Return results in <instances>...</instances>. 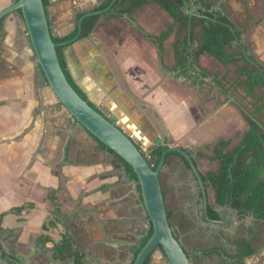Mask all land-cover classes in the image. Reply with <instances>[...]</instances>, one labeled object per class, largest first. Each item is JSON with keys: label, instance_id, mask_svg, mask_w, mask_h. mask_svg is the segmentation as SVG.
<instances>
[{"label": "crops", "instance_id": "obj_1", "mask_svg": "<svg viewBox=\"0 0 264 264\" xmlns=\"http://www.w3.org/2000/svg\"><path fill=\"white\" fill-rule=\"evenodd\" d=\"M16 1L0 0V10ZM49 1L51 32L64 36L77 29L79 12L104 0ZM207 1H216V8L240 29L242 41L264 64V0ZM199 6L191 0L188 7L195 14ZM173 24V17L156 3L118 17L103 16L89 36L65 48L67 67L86 96L120 119L136 143L150 147L168 140L171 148L189 153L200 172L216 169L218 161L209 160L213 144L225 138L236 145L248 124L217 84V72L222 76L226 68L217 59L202 54L198 63L189 59L191 67H175L173 43L184 31L175 25L165 40H157ZM197 151L205 156L197 157ZM160 180L172 227L191 264L231 262L220 253L202 255L213 244L215 229L222 247L233 248L225 243L224 234L250 237L255 253L245 258V264H264V220L239 219L226 205L216 208L217 225L208 223L202 217L203 201L193 192L197 179L180 158L171 156L164 162ZM59 187L65 220L45 226L52 210L48 189ZM207 193L208 204L214 205L209 189ZM22 205V211H11ZM144 222L150 223L138 182L66 111L46 82L21 10L3 15L0 264H74L72 257H57L56 244L64 235L91 263L130 264ZM157 262L153 258L150 264Z\"/></svg>", "mask_w": 264, "mask_h": 264}, {"label": "trees", "instance_id": "obj_2", "mask_svg": "<svg viewBox=\"0 0 264 264\" xmlns=\"http://www.w3.org/2000/svg\"><path fill=\"white\" fill-rule=\"evenodd\" d=\"M112 0H104L87 11L79 12L77 18L80 19L85 13L106 8ZM191 0H116L113 5L102 14L85 16L81 22V32L77 37H87L94 30L101 17L119 16L123 13H132L143 8L149 3H156L165 9L174 19L173 26H168L162 31L157 40L161 43L173 31L177 25L184 31L183 36H176L173 43L175 57V67L184 68L192 58L193 63H198L202 54H208L217 59L224 67L229 64L237 66L235 79L229 81L227 75L220 76L217 72V84L221 86L223 92L229 98H233L235 93L243 88V98H249L247 104L239 100H234L242 111L248 124V129L243 134L241 140L231 146L232 139L220 138L212 146V155L209 159L218 161L216 169H209L200 172L206 189L212 188L214 193V205H207V216L211 219L220 217L217 212L218 206L230 205L238 210V218L244 219L251 213L256 221L264 220V97L257 94V89H264V64L252 54L246 44L242 41L240 29L220 10L216 8V1L197 0L200 4L195 14L190 16L188 13L189 2ZM50 1L43 0L47 9ZM78 27L73 32L64 36H53L57 44L56 51L60 63L69 82L76 91L93 107L100 110L86 94L74 82L66 63L65 48L76 40ZM195 49L190 52V48ZM115 122V117L109 116ZM101 146L114 153L121 161L131 177H138L132 166L121 156L116 154L106 144L99 141ZM139 146L138 143H136ZM152 153V167H158L162 154L165 152V159L171 156L180 158L187 168L190 167L189 161L177 150L171 149L168 140L158 141L150 146ZM190 152V151H189ZM197 157H203L202 151L196 152ZM138 189L140 185L138 182ZM61 188H49L47 198L52 206L50 217L45 223L53 225L55 222H64L65 210L60 202ZM165 196V192L163 191ZM202 196V192L200 194ZM25 206L12 208L13 212H20ZM169 222L170 213L167 211ZM172 226V224H171ZM249 231H253L252 228ZM153 233V226L150 224L148 232L140 239V245L134 248V257L139 253L144 244ZM175 234V232H174ZM175 237H178L175 234ZM222 238V236H221ZM226 243L233 248L222 247L214 242L210 247L202 250V255L223 254L231 262L228 264H245V258L255 253L252 239L245 235L224 234ZM217 239V238H216ZM57 257L61 259L72 257L74 264H94L87 261L80 250L75 246L69 236L64 235L63 239L56 244ZM152 258L148 256L144 264H150Z\"/></svg>", "mask_w": 264, "mask_h": 264}, {"label": "water", "instance_id": "obj_3", "mask_svg": "<svg viewBox=\"0 0 264 264\" xmlns=\"http://www.w3.org/2000/svg\"><path fill=\"white\" fill-rule=\"evenodd\" d=\"M115 1L112 0L104 9L85 13L78 20L76 38L80 35L81 22L85 16L102 14L110 9ZM17 9H20L22 12L35 57L45 75L46 82L63 104L66 111L95 138L106 144L128 162L137 174L145 212L150 222H144V227L146 228L145 233L148 232L150 224L153 226V233L136 255L133 264H144L147 257L152 255L159 246L162 254L165 255L170 264H191V256L185 252L183 246L175 237L174 229L167 216L166 201L160 180V170L164 164L165 152L161 156L158 167L154 169L139 146H137L135 140L130 137L131 132L121 122L118 125L113 122L107 112L98 110L90 105L76 91L67 79L60 63L56 51L57 44L53 40V34L43 0H17L14 4L0 10V18ZM188 13L192 16L194 12L188 10ZM192 49L191 47L190 50ZM188 66H193L190 60ZM198 75L202 76L200 72ZM99 107L102 108L101 105ZM171 149L179 151L189 161L191 170L202 192L205 219L208 223H215L216 221H212L206 214L208 193L205 182L192 156L181 148L173 147ZM226 207L231 208L238 214L237 209H233L228 205ZM248 218H254V215L251 213Z\"/></svg>", "mask_w": 264, "mask_h": 264}, {"label": "rangeland", "instance_id": "obj_4", "mask_svg": "<svg viewBox=\"0 0 264 264\" xmlns=\"http://www.w3.org/2000/svg\"><path fill=\"white\" fill-rule=\"evenodd\" d=\"M236 68H237V66L235 64L231 63L225 68V70L222 69V71H225V74L227 75V77L232 81L235 79V76L237 74ZM257 94L264 97V89H257ZM243 95H244L243 88L240 87V89L235 93V96L232 99H233V101L237 99V100L241 101L243 104H247V101L249 98L248 97L243 98ZM176 158H178V157H176ZM210 162L211 163H217V161H212V160H210ZM208 189L210 190V194H211L210 200L212 201V203H214V200H213L214 199V197H213L214 193H213L211 187H209ZM193 192H194V195L197 196L198 188H194ZM196 244L199 245V243H196Z\"/></svg>", "mask_w": 264, "mask_h": 264}, {"label": "flooded vegetation", "instance_id": "obj_5", "mask_svg": "<svg viewBox=\"0 0 264 264\" xmlns=\"http://www.w3.org/2000/svg\"><path fill=\"white\" fill-rule=\"evenodd\" d=\"M196 188H198V192H197V196H199L198 198L200 199V201H203L202 200V196L200 195L201 194V189H200V187H199V185L197 184V187ZM208 205V204H207ZM207 210V209H206ZM206 214H207V212H206ZM202 217H203V219H205V213L203 212V215H202ZM211 219V218H210ZM206 220V219H205ZM212 221H216L215 223L214 222H209V223H211V224H215V225H217V220L216 219H211ZM202 223H204V220H202ZM145 230H146V228L143 230V231H141L142 232V236H141V238L146 234L145 233ZM213 231V235L211 236L212 237V241H213V243L214 242H217V229H215V231L214 230H212ZM215 234V235H214ZM140 238V239H141ZM140 239L136 242V245H134V247H133V252H134V248L135 247H137V246H139L140 245ZM224 241H225V243H226V240H225V238H224ZM180 242V241H179ZM139 243V244H138ZM212 245V244H211ZM186 252V251H185ZM202 252V251H201ZM187 254H188V252H186ZM189 255V254H188ZM151 256V258L153 259V258H156L157 260H158V262H157V264H170L169 263V261L166 259V257H165V255H163L162 254V251H161V248H160V246L152 253V255H150Z\"/></svg>", "mask_w": 264, "mask_h": 264}, {"label": "built area", "instance_id": "obj_6", "mask_svg": "<svg viewBox=\"0 0 264 264\" xmlns=\"http://www.w3.org/2000/svg\"><path fill=\"white\" fill-rule=\"evenodd\" d=\"M115 123L118 125V124L120 123V119H116V120H115ZM130 137L133 138V139L136 138L135 135H134L133 133L130 134ZM139 148H140V150L143 152V154H144V156L147 158V160H148L149 162H151V161H152V153H151V151H150V147H149L148 145H146V144H142V143H140V144H139ZM152 162H153V161H152ZM150 164H151V163H150ZM151 165H152V164H151Z\"/></svg>", "mask_w": 264, "mask_h": 264}]
</instances>
